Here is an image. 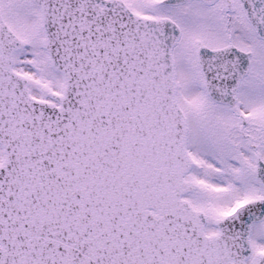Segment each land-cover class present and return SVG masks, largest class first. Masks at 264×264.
I'll list each match as a JSON object with an SVG mask.
<instances>
[{"label": "snow or ice", "instance_id": "obj_1", "mask_svg": "<svg viewBox=\"0 0 264 264\" xmlns=\"http://www.w3.org/2000/svg\"><path fill=\"white\" fill-rule=\"evenodd\" d=\"M0 264H264V0H0Z\"/></svg>", "mask_w": 264, "mask_h": 264}]
</instances>
